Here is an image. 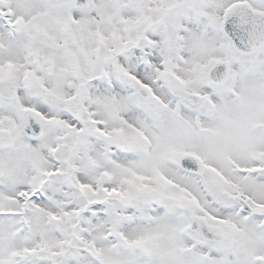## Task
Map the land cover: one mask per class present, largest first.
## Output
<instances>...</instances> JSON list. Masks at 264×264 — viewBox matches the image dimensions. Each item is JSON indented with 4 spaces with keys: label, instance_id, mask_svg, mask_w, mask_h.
I'll return each instance as SVG.
<instances>
[{
    "label": "snow or ice",
    "instance_id": "obj_1",
    "mask_svg": "<svg viewBox=\"0 0 264 264\" xmlns=\"http://www.w3.org/2000/svg\"><path fill=\"white\" fill-rule=\"evenodd\" d=\"M0 264H264V0H0Z\"/></svg>",
    "mask_w": 264,
    "mask_h": 264
}]
</instances>
